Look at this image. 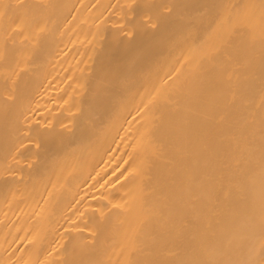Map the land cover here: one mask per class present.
<instances>
[{"label":"bare ground","instance_id":"6f19581e","mask_svg":"<svg viewBox=\"0 0 264 264\" xmlns=\"http://www.w3.org/2000/svg\"><path fill=\"white\" fill-rule=\"evenodd\" d=\"M0 264H264V0H0Z\"/></svg>","mask_w":264,"mask_h":264}]
</instances>
